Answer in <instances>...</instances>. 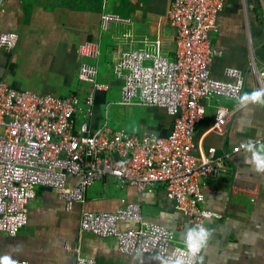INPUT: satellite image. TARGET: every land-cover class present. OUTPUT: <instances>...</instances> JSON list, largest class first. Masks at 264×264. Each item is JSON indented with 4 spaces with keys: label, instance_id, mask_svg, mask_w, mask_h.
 Returning <instances> with one entry per match:
<instances>
[{
    "label": "crops",
    "instance_id": "crops-1",
    "mask_svg": "<svg viewBox=\"0 0 264 264\" xmlns=\"http://www.w3.org/2000/svg\"><path fill=\"white\" fill-rule=\"evenodd\" d=\"M173 1L111 0L112 5H108L107 0H19L4 5L0 32L18 34V29L25 28L33 44L28 46L32 55L41 59L51 52L54 70L31 73L34 80L30 84L35 82V89L28 91L83 101L92 91L79 77V50L85 44L100 47V57L86 62L98 69L97 83L109 87V93L112 88L120 92L123 86L114 75L122 53H160L170 60L176 59L177 32L167 20ZM106 16L118 20L106 28ZM43 35L48 36L46 42L34 41ZM53 39L56 41L51 42ZM210 41L216 52L210 65L212 76L227 81L225 70L237 69L245 74V87L242 102L223 97L201 101L206 112L194 133V152L199 155L201 151L216 148L217 153L222 154L251 142L253 151L264 159V151L259 148L264 144V103L250 98L251 93L264 90V0H226L217 26L210 33ZM23 54L21 51L20 56ZM2 59L0 57L1 63ZM11 67L14 69L17 65L12 63ZM11 75L17 77L14 72ZM100 78L103 82H99ZM1 81L13 89L16 86L10 76ZM108 94H95L93 115L86 118V114L80 112L75 119L76 127L87 122L94 131L108 125L114 131H127L136 136L161 137L171 132L174 117L166 110L137 103L122 106V100L115 104L138 111L132 119H126L131 127L115 128L108 120ZM218 108L232 112L223 131L214 129ZM254 167L252 152L241 151L233 155L226 172L203 180V206L221 213L224 218L209 223L212 235L199 264H264V174H257L252 170ZM79 182L70 177L67 189L76 188ZM127 203H138L145 221L174 231L178 240L193 228L176 202L168 198L165 186L158 185L152 192H139L136 187L107 176L87 191L84 203L75 204L71 211L66 201L60 199V191L38 188L36 198L29 204L27 225L14 238L0 236V258L9 256L13 261L27 260L32 264H76L77 253L73 249L78 247L82 255L98 264H173L151 256H125L120 253L116 238L82 230L84 212H117ZM120 228L129 230L137 226L123 222Z\"/></svg>",
    "mask_w": 264,
    "mask_h": 264
},
{
    "label": "built area",
    "instance_id": "built-area-1",
    "mask_svg": "<svg viewBox=\"0 0 264 264\" xmlns=\"http://www.w3.org/2000/svg\"><path fill=\"white\" fill-rule=\"evenodd\" d=\"M19 0H0L4 5ZM226 0H174L167 20L176 30V59L160 53L137 51L122 53L114 75L123 82L122 106L162 108L174 117L167 136H136L114 131L108 125L92 131L87 122L76 127L80 112L93 115L96 93H109L98 84L97 68L86 60L100 57V47L85 44L79 50L80 81L92 91L79 98L60 99L28 90H15L0 80V236L16 237L28 223L29 204L38 188L60 191L71 211L86 201L87 191L107 176L132 185L139 192H152L158 185L166 188L192 227L222 220L224 215L203 206V180L226 172L234 154L245 151L241 144L230 152L218 154L216 148L195 154L194 133L205 115L201 101L223 97L242 102L245 74L226 69L227 81L212 76L210 65L216 52L210 33L217 26ZM118 19L104 18L106 28ZM16 32H0V49L14 51L20 43ZM232 112L218 108L214 129L223 131ZM261 141L259 142V144ZM70 177L79 179L68 190ZM68 190V191H66ZM123 222L137 228H120ZM81 228L104 238H116L125 256H151L173 264H199L204 249L191 257L186 236L145 221L138 203H127L117 212H84ZM71 249L70 246H68ZM77 253L76 264H98ZM17 264H32L27 260Z\"/></svg>",
    "mask_w": 264,
    "mask_h": 264
},
{
    "label": "rangeland",
    "instance_id": "rangeland-1",
    "mask_svg": "<svg viewBox=\"0 0 264 264\" xmlns=\"http://www.w3.org/2000/svg\"><path fill=\"white\" fill-rule=\"evenodd\" d=\"M31 2H36L38 0H30ZM108 5H112L111 0H107L106 2ZM33 5V3H31ZM118 13V12H113ZM18 34L21 36L22 40L20 41L19 47L16 48L15 51L11 52L12 54H9L5 50H0V57L2 59V63L0 62V80L4 77H12V79L15 81L16 86L14 89H35V82L30 84L34 78L30 77L31 73H35L36 71L44 72L43 70H54L55 66L52 62V58H50L51 52H48L44 55L43 58H37L34 55L31 54V52L28 50V46L32 44L30 41V36L27 35V29L23 28L22 30H17ZM26 33V36L24 35ZM112 33H109L108 35H111ZM36 36V35H34ZM48 36L43 35V38H40V36H37V38H34V41L39 43L40 41L46 42L45 39H47ZM56 39H53L51 42H55ZM33 45V44H32ZM35 46L37 44H34ZM23 52L24 54L20 56V52ZM102 60V65H105V59ZM16 64L17 67L13 69L11 67V64ZM92 64V62H91ZM56 71V70H55ZM14 72V74L17 76L11 75V73ZM30 72V73H28ZM109 74V73H108ZM99 82H103V79L100 78ZM79 85L78 81H76V87ZM121 94L119 91H116L115 88H112L110 93L108 94V101L109 106L107 107L108 111V120L110 121L111 125L118 129H127V127H131L128 125L127 117L128 119H132V116L137 109L134 108H125L117 106L115 103L122 100ZM140 130V129H139Z\"/></svg>",
    "mask_w": 264,
    "mask_h": 264
},
{
    "label": "clouds",
    "instance_id": "clouds-1",
    "mask_svg": "<svg viewBox=\"0 0 264 264\" xmlns=\"http://www.w3.org/2000/svg\"><path fill=\"white\" fill-rule=\"evenodd\" d=\"M262 97H264V90L255 91L250 95L253 102L258 101L264 103V100L261 99ZM247 98H249V95L246 94L245 99ZM242 146L246 148V151L252 152V162L255 164L252 170L257 174H264V159L261 158L258 152L253 151L254 145L249 142L247 145ZM259 148L260 151H264V144H261ZM245 163H249L247 157H245ZM211 235L212 232L203 226H196L188 229L186 233V244L191 257L196 258L198 256L201 250L207 245ZM0 264H17V262L13 261L9 256H4L0 258ZM177 264H180V262H177Z\"/></svg>",
    "mask_w": 264,
    "mask_h": 264
},
{
    "label": "water",
    "instance_id": "water-1",
    "mask_svg": "<svg viewBox=\"0 0 264 264\" xmlns=\"http://www.w3.org/2000/svg\"><path fill=\"white\" fill-rule=\"evenodd\" d=\"M47 189H52V188H49V187H48Z\"/></svg>",
    "mask_w": 264,
    "mask_h": 264
}]
</instances>
